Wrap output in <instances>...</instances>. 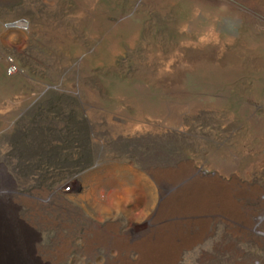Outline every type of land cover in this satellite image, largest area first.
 Returning <instances> with one entry per match:
<instances>
[{
  "label": "rangeland",
  "instance_id": "1",
  "mask_svg": "<svg viewBox=\"0 0 264 264\" xmlns=\"http://www.w3.org/2000/svg\"><path fill=\"white\" fill-rule=\"evenodd\" d=\"M213 178L237 222L192 208ZM263 197L264 0H0V205L38 264H264Z\"/></svg>",
  "mask_w": 264,
  "mask_h": 264
},
{
  "label": "bare ground",
  "instance_id": "2",
  "mask_svg": "<svg viewBox=\"0 0 264 264\" xmlns=\"http://www.w3.org/2000/svg\"><path fill=\"white\" fill-rule=\"evenodd\" d=\"M5 178L7 177L5 176ZM227 186L219 182L216 178L198 180L196 188L200 192V195L192 204V208L196 206L207 210L209 209L215 217L226 224L237 222L241 216L239 217L238 206L229 195V187ZM242 193L239 190L235 196L244 197ZM256 195H258L257 191L250 197L255 198ZM262 202L264 204V197L262 198ZM13 209L14 207L9 201H7L5 207L0 205V264H38L30 255L28 246L30 233L25 228L26 225L24 226L17 219L15 220L12 213ZM261 221L260 219L255 226L248 223L247 228L249 230H256ZM108 248L117 250V264H129L121 256V253L123 252L127 255L132 250L137 252V264H171L172 262L170 260L164 262L154 261L152 255L147 252L148 246L142 242L137 244L124 243L122 245L116 240H110V246Z\"/></svg>",
  "mask_w": 264,
  "mask_h": 264
}]
</instances>
